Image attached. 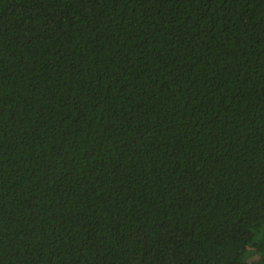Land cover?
Returning <instances> with one entry per match:
<instances>
[{
	"label": "trees",
	"instance_id": "trees-1",
	"mask_svg": "<svg viewBox=\"0 0 264 264\" xmlns=\"http://www.w3.org/2000/svg\"><path fill=\"white\" fill-rule=\"evenodd\" d=\"M0 264H264V0H0Z\"/></svg>",
	"mask_w": 264,
	"mask_h": 264
}]
</instances>
